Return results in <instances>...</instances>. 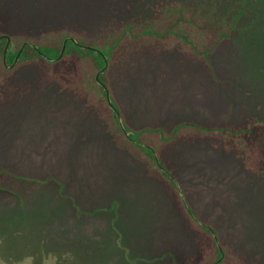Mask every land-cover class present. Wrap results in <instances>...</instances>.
I'll list each match as a JSON object with an SVG mask.
<instances>
[{
    "label": "rangeland",
    "instance_id": "374dc122",
    "mask_svg": "<svg viewBox=\"0 0 264 264\" xmlns=\"http://www.w3.org/2000/svg\"><path fill=\"white\" fill-rule=\"evenodd\" d=\"M176 2L205 24L237 22L201 58L134 37ZM130 28L99 76L126 129L180 183L228 264H264V171L247 170L241 152L224 148L230 140L191 129L264 120V0H0L12 51L64 36L100 51ZM19 61L0 59V168L13 176L0 192V264H171L209 243L175 185L117 144L90 60Z\"/></svg>",
    "mask_w": 264,
    "mask_h": 264
},
{
    "label": "trees",
    "instance_id": "16d2710c",
    "mask_svg": "<svg viewBox=\"0 0 264 264\" xmlns=\"http://www.w3.org/2000/svg\"><path fill=\"white\" fill-rule=\"evenodd\" d=\"M238 15V14H237ZM237 15L233 16L230 21H217L211 24H205L208 19H205L199 10H195L184 5L183 3H173L161 11V15L158 21H156V28H145L143 32L136 33L134 37H144L151 38L161 41L166 45L167 48H172L174 45H179L184 51H189L193 53L196 57H204L209 54L214 48L222 41L230 36V32L237 22ZM218 23V24H217ZM206 25L207 28H202L201 26ZM158 25V26H157ZM134 32L132 29H123L122 33L115 37L106 46L107 49H101L99 54H94L91 49H81L79 46L72 44L69 40L70 36H64L59 38L57 42L52 45H48L45 42L34 43L38 46V50L27 44L28 40L21 41L19 48L16 51H12L9 47H6V40L4 35L0 33V59L1 65L5 68V64H11L15 57L18 55L20 61L24 62L27 60L32 61H43L47 66L55 64L60 61L64 56L74 53L80 58L85 60H90L92 62V67L95 74L99 72L106 64L103 60V55L107 56L110 52L116 48L119 44L121 36L133 37ZM66 48L62 57H60V51L64 45ZM80 44H82L79 41ZM25 44V45H24ZM5 58V62H4ZM108 62V61H107ZM54 66V65H53ZM55 68V66H54ZM54 68L52 71H54ZM58 69L53 73L57 78L62 75L60 72L57 73ZM62 80V78H61ZM90 80L97 88L105 100V94L102 89L97 85L95 77H91ZM65 86H72L69 81L63 82ZM109 113L110 110L107 107ZM187 124L177 125L172 133L174 135L179 132L180 129L186 128ZM110 126L113 134L118 133L119 137L116 139L118 145L126 146L132 155L137 159L147 163L150 172L155 174L160 179H164L174 186L173 181L164 172H161L153 158L150 150L142 147L139 144L133 143L123 135L121 132L116 118L110 113ZM191 128V127H190ZM198 128V129H196ZM187 129V128H186ZM193 131L200 132L203 134L214 135L216 137H221L226 140H230L234 145H224L227 150H235L238 153L241 152L244 158V167L247 170H252L254 172L264 171V120H259L251 118L246 124L240 127H195L191 128ZM156 133V132H153ZM141 134H148L146 130H141ZM163 136L161 135V138ZM135 138V137H132ZM138 140V137L135 138ZM8 177V178H7ZM13 176L8 174L5 169L0 168V192H8V189L4 183L6 180L11 179ZM180 203V202H179ZM180 205H182L180 203ZM183 213L188 218L189 222L192 223L197 228L201 229L205 235L209 238V243L202 241L199 244L198 250L191 256L187 257H173L171 258V264H228L225 249L223 248L220 252L217 248L209 229L206 226H199L195 224L190 218L189 214L185 211L184 207L181 206ZM192 211V210H191ZM230 260L229 264H240V262Z\"/></svg>",
    "mask_w": 264,
    "mask_h": 264
},
{
    "label": "water",
    "instance_id": "95a60500",
    "mask_svg": "<svg viewBox=\"0 0 264 264\" xmlns=\"http://www.w3.org/2000/svg\"><path fill=\"white\" fill-rule=\"evenodd\" d=\"M4 38L6 40V47L5 48H8V46L11 44V39L8 36H4ZM69 40H70V42L72 44H75V45L79 46L81 49H91L94 52V54H96V55L99 54V52H100L99 50H96V49H93V48L88 47L86 45L80 44L79 41L76 40L75 38H69ZM65 42L66 41H64V45L62 46V49L60 51V57H62V55L64 53V50L66 48ZM27 44L29 46L33 47L35 50H38V46H36L33 42L28 41ZM109 56L110 55H107V56H104L103 55L102 56L103 57V60L105 61V64L106 65H107V60H108ZM18 60H19V56L17 55L11 64H5V66L7 68H12V67H14L16 65V63L18 62ZM4 62H5V58H4ZM106 65L102 69H100V71L95 75V80H96L97 85L99 87H101L102 91L104 92L107 105L110 108L112 114L115 116L116 121L118 123V126H119L120 130L125 135V137H127L128 139H130V141H132L133 143L139 144L142 147H144V148H146V149H148V150L151 151V153L153 155V158L155 160V163H156L158 169L161 172L166 173L168 175V177L173 181V183H174V185H175V187L177 189V192L179 194V197L181 199V202H182V204H183L186 212L190 215V217L192 218V220L196 224H198L200 226H206L209 229V231H210V233H211V235L213 237V240H214L217 248L221 252L222 250H221V247H220V244H219V241H218L217 234L215 233V231L213 230V228H211L210 226H208V225L204 224L203 222H201L200 220H198L196 218V216L191 212L190 207H189V205H188V203L186 201V197H185V195L183 193V190H182V187H181L180 183L161 165L157 154L155 153V151L152 148H150L149 146L144 145L140 141L132 138V137H136L138 135V133L133 132V131H128L126 129L125 124H124V121H123V118H122V116L120 115V113L118 112V110L116 109V107L114 105V101H113V99L111 97L110 91L108 90V88L99 79V76L104 73V71L106 69Z\"/></svg>",
    "mask_w": 264,
    "mask_h": 264
},
{
    "label": "flooded vegetation",
    "instance_id": "af4514ba",
    "mask_svg": "<svg viewBox=\"0 0 264 264\" xmlns=\"http://www.w3.org/2000/svg\"><path fill=\"white\" fill-rule=\"evenodd\" d=\"M136 137H137V136H136ZM136 137H135V138H136ZM135 138H134V139H135Z\"/></svg>",
    "mask_w": 264,
    "mask_h": 264
}]
</instances>
